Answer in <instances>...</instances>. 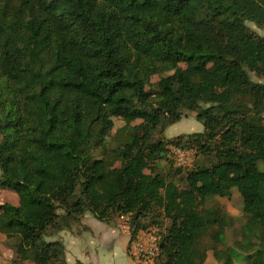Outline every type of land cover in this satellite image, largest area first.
<instances>
[{
	"label": "trees",
	"instance_id": "16d2710c",
	"mask_svg": "<svg viewBox=\"0 0 264 264\" xmlns=\"http://www.w3.org/2000/svg\"><path fill=\"white\" fill-rule=\"evenodd\" d=\"M246 21L264 28V0H0V187L19 196L0 204V232L16 264H68L48 240L60 209L129 213L133 233L163 216L156 264H207L202 239L225 227L208 202L234 189L261 241L224 264H264V82L249 72L264 77V37ZM188 110L202 132L157 137ZM115 118L118 167L93 153ZM169 145L203 154L175 169L183 184L162 172Z\"/></svg>",
	"mask_w": 264,
	"mask_h": 264
},
{
	"label": "rangeland",
	"instance_id": "374dc122",
	"mask_svg": "<svg viewBox=\"0 0 264 264\" xmlns=\"http://www.w3.org/2000/svg\"><path fill=\"white\" fill-rule=\"evenodd\" d=\"M245 30L248 33H256L260 36L264 37V28L259 27L252 21H246ZM252 63V61H250ZM253 80L264 82V77L256 72L249 70ZM160 79V76L155 75L151 79V85L147 86V90H152L154 88V83H156ZM115 127L112 130V135L106 137L103 144H99L95 142L93 153L97 158H106L112 159L114 161L113 167L120 166V162L118 161L116 155L111 151V147L113 145V137L117 134L120 128L125 126V122L121 118H115ZM141 120H136L132 123L138 124ZM204 130V125L197 119V113L194 111H185V115L183 118L169 126L162 134H158L157 137H164L166 140H173L177 136H184L186 139L190 134H195L198 132H202ZM176 145H169V155L171 154V147ZM172 158L173 156L170 155ZM203 159V154L198 156V162ZM162 172L169 176V178H173L175 181H178L180 184L184 183L183 177H185L186 173L183 172L179 174H175V169L180 167L176 165V162H172L168 156V159L161 161ZM182 178V179H180ZM19 204V196L13 190L8 188L0 187V204ZM208 206H213L215 208L220 209L224 214V234L221 236V239H216L212 233L206 235L201 242L202 248L207 252V264H224L225 255L231 251H235L236 253L245 254H253L258 243L261 241V232L259 228L252 224L247 217L244 215L243 211V201L242 196L237 189H234L233 194L230 198L223 197H215L210 199L208 202ZM60 218L59 223L63 227V221L66 213L64 210L60 209ZM119 215L115 217L113 222H115L117 228L121 231L122 229L119 226ZM158 222L153 223V220H148L147 224L150 228L155 229V227L166 230V227L169 225V220L163 218V216H158ZM132 223V219H131ZM62 229V228H61ZM61 229H55L52 231L51 236L48 240L51 241H60L53 240V235L60 231ZM124 233V232H123ZM17 240L15 238H8L6 234L0 232V264H16L17 252H16V244ZM217 252V254H216ZM232 254V253H231ZM67 260V259H66ZM70 264L69 262H67ZM78 263V262H77ZM75 263V264H77ZM25 264H35L33 261H26ZM236 264H240L239 261H236Z\"/></svg>",
	"mask_w": 264,
	"mask_h": 264
},
{
	"label": "crops",
	"instance_id": "0c3cea01",
	"mask_svg": "<svg viewBox=\"0 0 264 264\" xmlns=\"http://www.w3.org/2000/svg\"><path fill=\"white\" fill-rule=\"evenodd\" d=\"M63 224L52 239L64 243L70 264H136L129 254L131 236L115 222L100 221L86 212L77 220L65 216Z\"/></svg>",
	"mask_w": 264,
	"mask_h": 264
},
{
	"label": "built area",
	"instance_id": "2783aa9c",
	"mask_svg": "<svg viewBox=\"0 0 264 264\" xmlns=\"http://www.w3.org/2000/svg\"><path fill=\"white\" fill-rule=\"evenodd\" d=\"M171 154L177 166H191L198 157L196 148H185L172 146ZM132 215L129 213L121 214L118 222L124 233L130 234L129 254L136 264H156V260L161 252V239L156 229L147 228L133 233L131 223Z\"/></svg>",
	"mask_w": 264,
	"mask_h": 264
}]
</instances>
